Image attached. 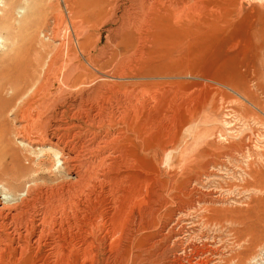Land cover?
I'll return each mask as SVG.
<instances>
[{
    "label": "rangeland",
    "instance_id": "rangeland-1",
    "mask_svg": "<svg viewBox=\"0 0 264 264\" xmlns=\"http://www.w3.org/2000/svg\"><path fill=\"white\" fill-rule=\"evenodd\" d=\"M0 108V167L54 174L45 118L108 154L30 264H264V0H0Z\"/></svg>",
    "mask_w": 264,
    "mask_h": 264
},
{
    "label": "bare ground",
    "instance_id": "bare-ground-1",
    "mask_svg": "<svg viewBox=\"0 0 264 264\" xmlns=\"http://www.w3.org/2000/svg\"><path fill=\"white\" fill-rule=\"evenodd\" d=\"M172 18H174V17H172ZM176 20H177V17H176ZM91 60H92V58H91ZM78 71H79V69H78ZM64 75H66V74H64ZM113 75H115V74H113ZM123 76L124 75H122V77ZM64 77L66 78V76H64ZM67 77H69V76H67ZM60 82H62V81H60ZM60 84L63 85L64 83L63 84L60 83ZM64 85H66V84H64ZM49 88H47L46 90H48ZM41 90H43V89H41ZM58 91H57V93H58ZM60 94H61V92H60ZM53 95H54V93H53ZM51 99H53V98H51ZM85 99H86V96H85ZM65 103H67V102H65ZM50 106H52V105H50ZM90 106H91V104H90ZM81 108H82L81 106H75L74 110L76 109L75 110L76 112L81 113V112H83L81 110ZM94 108L95 107H93V109ZM91 109H90V111H91ZM48 111H49V108H48L47 112ZM103 112H104V110H103ZM48 113H50V111ZM23 114H24V111H23ZM31 115H33V114H31ZM29 116H30V113H29ZM49 116H50V114H49ZM32 117H33V120H35L34 116H32ZM59 117H60V115H59ZM47 118H48V116H47ZM55 118L56 117H54V119ZM28 119H29V117H28ZM48 119L50 120V118H48ZM45 120H46V118L44 120L38 119L35 122L33 121L35 123V125H33L34 130H35V134H38L37 137L33 136V134H32L33 132L32 133L27 132L28 130L26 131L24 129L25 127L22 126V127H20V129L18 131V137H16V135H15V137H16L15 139L17 141H19V144L24 146L26 150L30 149L31 151H29V152L33 155L35 154L36 156L40 157V155H42V154L45 155V153L52 154L54 157L53 158L54 162L52 161L53 164L50 163L49 161L52 159H49L47 164L49 165L48 169H51V171L54 170V174H51V175L48 174L46 176H44L43 174H39V175L31 174L32 169H34V168H32L33 161L31 159L25 157L21 151H18V149L17 150L11 149L10 150L11 155L9 154L11 162L8 160L9 163H6L2 167H0V173H2V176H0V263L1 264L7 263V262L11 263L12 260H15V262L17 264H20L21 263L20 259L22 258V256L25 258L26 263L30 264V255L32 254V249H31L32 245H34L36 247L41 246L42 248H46L47 253H46L45 258H47V259H55L57 257H59V259L63 258L64 255H62L60 253H56L57 246H56L55 242L52 240V237L50 236L51 231H53L55 228L57 229V231L62 228L64 221H65V218L67 217V214H68L69 206H71V204H72L71 199L76 194L81 193L83 190H85L87 188H91L92 186L90 185V183H91L92 179H93V187H94V185L96 183L95 181H97L96 178L98 177V176H96L95 172L97 170H101L102 173H104V170L106 169L103 165V161L106 157H108V154L106 155V157L100 156V154H96V156L99 157L98 163L97 164H95V163L91 164V162H90L89 164H87L86 163L87 154L91 153L92 151L88 152V150H87V154L85 153L86 155H83L84 149L81 146V144H79V143L74 144V142H72V140L69 136L64 138V139H61L59 137V132L61 130V127L59 125H57V122H56L57 120L51 121L52 124L50 126L48 125L49 123H47V121H49V120H47V121H45ZM26 128H28V127H26ZM30 129H31V127H29V131H30ZM48 130H49V132H48ZM107 140H108V136H104V138L103 139L101 138L99 141H105L102 146H107L108 145ZM99 147L101 148V146H99ZM2 156L3 155H0V157H2ZM46 159H48V158H46ZM38 164H39V162H38ZM90 164H91V166H90ZM39 166L41 167L43 165H39ZM82 168H84V171H85V173H83V174H87V176H85L84 178L81 175V169ZM33 172H34V170H33ZM261 176H262V179L264 180V174H262ZM98 184H99L98 185L99 190L103 191L104 187L106 186V183L105 182H99ZM262 188L264 189V184L262 185ZM88 194H90V193H88ZM88 196H90V195H88ZM72 241H74V240H72ZM82 262H83V260H82ZM84 262H85V260H84ZM31 264H33V263L31 262Z\"/></svg>",
    "mask_w": 264,
    "mask_h": 264
}]
</instances>
